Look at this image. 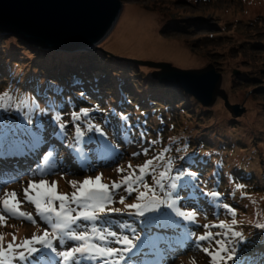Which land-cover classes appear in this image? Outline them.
<instances>
[{
    "label": "rangeland",
    "instance_id": "obj_1",
    "mask_svg": "<svg viewBox=\"0 0 264 264\" xmlns=\"http://www.w3.org/2000/svg\"><path fill=\"white\" fill-rule=\"evenodd\" d=\"M123 5L122 15L114 30L119 31L126 16L133 14V11L128 12V7H135L138 10L135 14L142 13L153 17L151 26L155 38L162 42L181 45L193 56V61L180 63L172 56L159 55L157 45L154 47L153 44L151 47L154 49L151 51L129 44L130 47H124L123 42H119L114 49L105 43L107 40L105 39L98 47L93 48L92 52L67 51L43 49L16 35L0 32L2 75L0 94L9 91L19 95L22 85L26 83L43 85L54 77L68 80L71 84L76 74L68 75L70 68L68 64L74 61L81 62L83 67L88 68L78 71L84 77L77 80H86L91 73V80L98 79L99 85L105 89L104 95L108 98L115 97L117 90L122 86L129 88L135 98L136 96L141 99L148 98L146 103L149 106L161 107V111L175 121L176 129L169 135L176 137V143L186 142L188 152H196L198 160L203 156H212L218 159V162L225 160L228 171H235L241 179L251 178L250 183L236 179L232 181L231 188L236 194L234 202L240 217L229 213L215 221L205 219L202 222L200 219V225L194 229L195 236L179 246V250L184 251L181 252L183 257L172 260L173 264H211L209 257L201 248L209 247L212 250L215 245L200 242L201 248H198L195 243L196 237L206 231L203 225H209L207 231H211V228H217L211 227L212 225H218L221 221L231 225L234 218L237 220V225L233 226L234 230L242 231L246 237L249 233L254 237L252 233H258L254 227L255 223L264 222V0H124ZM125 33L128 35L127 31ZM121 59L167 63L183 70H201L211 64L215 65L223 75L222 89L226 92L230 104L237 105L243 110L241 116L236 117L228 111L222 99H219L212 108L203 107L187 93L166 86L155 79L154 68L129 64ZM236 71L239 75L234 74ZM12 81L17 84H12ZM57 84L62 86L61 83ZM111 125L117 129L114 124ZM46 127L53 129L49 124ZM66 131L68 140H71L74 129L68 127ZM112 138L116 141L115 146H118L117 152L122 155L114 153L103 166L97 163L95 171H88L78 162L69 163L71 158L63 144L61 146L60 142L50 144L51 137H47V143L57 148L58 159L64 161L62 167L64 174L61 175L60 171L42 177L27 174L28 170L35 168L39 162L38 153L32 158L31 168L27 170L28 166L17 168L18 172L23 169L25 174L18 181L9 182L0 190V200L5 198L6 193L14 190L23 199V189L27 187L30 179L56 181L57 191L69 195L74 191L70 181L82 182L88 176L102 174V182L111 185L113 181L120 182L123 176L132 174V170L138 169L145 161L153 159L154 154L150 153V146L139 140L137 135L134 138L128 135L132 143L127 144L116 139L115 131ZM144 148L149 149L147 155H132L137 152L143 153ZM46 149L47 147L42 152ZM175 153L173 146L167 153L169 159L174 161V166L178 160ZM118 168H123L124 171L118 172ZM162 170L163 167L158 168L157 174ZM13 174L12 171L4 170L0 180H8ZM146 182L150 185L153 183L151 177H148ZM237 185L241 187L237 188ZM119 195L126 193L121 191L116 196L117 201ZM133 202H136L135 193L133 198L126 200V203ZM112 206L123 208L119 203ZM21 210L31 213L36 223L16 218L0 221V235L4 237L5 246L12 241L13 234L19 242L33 234H42L48 228L36 216L32 205L24 203ZM182 210H191L188 200L183 202ZM199 217L197 210V221L193 225H197ZM116 218L129 219L127 216ZM48 230L50 231V228ZM211 232L223 233L224 229Z\"/></svg>",
    "mask_w": 264,
    "mask_h": 264
},
{
    "label": "snow or ice",
    "instance_id": "obj_2",
    "mask_svg": "<svg viewBox=\"0 0 264 264\" xmlns=\"http://www.w3.org/2000/svg\"><path fill=\"white\" fill-rule=\"evenodd\" d=\"M93 79L96 81L94 87L98 88V79ZM78 85L81 81L74 80L71 86ZM21 89L19 95L9 91L0 94V162L12 161L18 167L21 160L39 153V162L27 174L42 177L60 171L63 175L64 161L58 159L57 148L49 145L41 152L47 143L45 117L54 129L50 137L63 143L71 158L69 163L78 162L84 170L95 171V165L103 166L112 154L122 155L104 131L103 126H111V118L104 116L101 124L95 123L93 115L110 111L115 117V110L102 109L97 104L71 111L74 131L68 140L66 129L69 122L61 113L65 105L74 108L75 101L65 96L63 86L48 81L43 85L26 83ZM77 99L85 101L83 90ZM40 100H43V106ZM119 120L122 127L115 130L116 139L132 143L128 139V133L132 131L128 125L129 117L120 115ZM144 136L145 133L141 132L140 139L143 140ZM148 151L144 148L143 153L132 155H147ZM168 151L164 150L165 153ZM180 159L183 166L174 167L172 159L164 162L162 153L111 185L102 182V174L88 176L82 182L72 180L70 185L74 191L70 195L59 193L56 181L30 179L23 189V199L14 190L0 200V221L16 218L35 224V217L21 210L27 203L34 207L36 216L50 231L46 228L42 234H33L19 242L13 234L12 241L6 246L4 237L0 235V264H173V249H177L176 255L183 254L179 246L195 236L189 229L197 221V209L193 204L192 210H182L181 204L186 197L188 203H193V192L205 198L220 199L217 191L207 192L200 188L197 153L192 152ZM154 161L162 162L163 170L158 174ZM117 171L123 172L124 169L118 168ZM12 172L14 175L8 180H0V190L25 174L15 168ZM148 177L152 179L151 185L146 182ZM239 187L241 185H237ZM121 191L126 195H119L117 201L116 196ZM134 193L136 202L126 203ZM115 203L123 205V208L113 207ZM222 207L235 215L231 206L224 204ZM123 216L129 219L116 218ZM235 225L237 220L234 218L231 225L224 221L212 225L224 229L223 233L215 234L207 231L209 225H203L206 231L196 237L197 247L201 248L200 242L215 245L212 250L201 248L211 264H227L229 261L232 264H264V222L255 223L258 233L253 239L242 231L234 230Z\"/></svg>",
    "mask_w": 264,
    "mask_h": 264
},
{
    "label": "water",
    "instance_id": "obj_3",
    "mask_svg": "<svg viewBox=\"0 0 264 264\" xmlns=\"http://www.w3.org/2000/svg\"><path fill=\"white\" fill-rule=\"evenodd\" d=\"M124 0H0V32L16 35L43 49L92 52L114 30ZM129 64L154 68L153 77L166 86L192 96L212 108L219 99L234 116L242 109L230 104L222 89L223 75L215 65L183 70L167 63L121 59ZM239 75V72H235Z\"/></svg>",
    "mask_w": 264,
    "mask_h": 264
},
{
    "label": "trees",
    "instance_id": "obj_4",
    "mask_svg": "<svg viewBox=\"0 0 264 264\" xmlns=\"http://www.w3.org/2000/svg\"><path fill=\"white\" fill-rule=\"evenodd\" d=\"M183 31V29H182ZM166 41V40H165ZM108 53V52H106ZM87 60V59H86ZM79 64H81V62H70L68 64V66H70V68L68 69V75H74L73 77L75 78V80H77V78L81 77L83 78V74L82 73H78L79 70H84L81 66H78ZM82 65V64H81ZM216 67V66H215ZM97 70L95 69L94 72H96ZM219 72V71H218ZM89 78L90 80H88L89 78H87L86 81H81V85H78L76 87H72L71 85L73 84V81H71V84L67 83L65 79L61 78H53L51 81L55 82V83H61L63 88H64V94L65 96H69L71 97V99L73 101H75V107H71L68 105H65L63 109V112L61 113V115L63 116V119H68L69 122V126H71V129H73L71 120H70V113L71 111L75 110V111H79V108L81 107H91L93 105H99L100 108L102 109H112L115 110V112L117 113V116L112 117L111 116V112H105L103 115L101 114H97V117L95 119V123H101L102 124V120L104 116H108L111 118L112 123L116 124L118 122H120L119 120V116L120 115H126L129 117V121H128V125L129 127H131V125H137L134 118H135V109L138 111L137 113H139V115L141 116L140 118V122L141 119L144 120V123H146V128L147 131H145V136L143 138V142L146 143L147 146H150V153H153L154 156H158L160 154H164V162H166L169 157L167 155L168 152H164L165 149L170 150L171 147L173 146L175 148V156L178 159L175 166L174 167H181L183 166L182 164V160L180 159V157H184L188 154H190L188 152V147L185 146V144H180V143H176V137L169 135L170 132H173V130L176 129V124L175 121H173L172 119H169V116H167L164 112L161 111V107L158 110H155L152 106L148 107L146 101L149 100L148 98H144L141 99L139 97L136 96V98L134 96H132L129 88H127L126 86H122L117 90V95L115 97H106L104 95V88L101 87L100 85L97 87H94L93 82L96 81H92L91 76L92 74L89 73ZM2 77V75L0 74V78ZM1 80V79H0ZM61 80V81H60ZM1 84V83H0ZM12 84H17L16 82L14 83L12 81ZM100 84V83H99ZM112 85V83H110ZM110 87V86H109ZM1 88V86H0ZM76 90H83L86 94V99L84 102H81L79 99H77L79 97V94H74V92ZM87 91V92H86ZM39 96V95H38ZM131 101L133 102V104L131 105ZM137 107V108H136ZM147 114V119L142 118L144 115ZM93 115H95V113H93ZM137 117V116H136ZM103 126V125H102ZM135 126H132L131 128H134ZM104 127V131L107 132L108 137L112 140L113 144L116 145V142L113 140V135H112V131L110 129V127L108 128V126H103ZM138 131L131 132L133 133L132 136H134L135 134L137 136L140 137V127L137 126ZM149 142H153V143H149ZM173 144V145H172ZM190 144V143H187ZM204 145V147L206 146L204 143H201V145ZM118 147V146H116ZM118 149V148H117ZM129 152V151H127ZM202 158L205 159L204 163H199L198 167H197V171L201 177V186H207L210 183L213 182V184L210 186L209 189H207V192H211V191H217L220 194V202L221 203H225L223 202V200H226V202L228 204H232V200L235 199V196L232 195V190H231V186H232V182H231V178H237L240 181L246 180L250 183L251 178L245 177V178H240L236 175L235 171H228L226 168V163L225 160L224 161H219L218 159H214L212 156H203ZM167 159V160H166ZM154 165L157 166V170L158 168L162 167V162L161 161H154ZM211 170V171H210ZM217 178V179H216ZM236 179V180H237ZM253 181V180H252ZM192 194H197L195 192L191 193ZM182 195H185L184 193H182ZM198 195V194H197ZM133 198V197H132ZM187 198V197H186ZM193 203H189L190 206H193V204L195 205L196 209H198L199 213H200V217L198 218V220H202L203 218H201V215L206 213L205 211H208L209 208V202L207 199L210 198H205L202 196L196 197V198H192ZM196 199V200H194ZM188 200V199H187ZM183 204V203H182ZM181 204V207H182ZM226 204V203H225ZM224 210H220V216H222V214ZM209 218L212 219L213 217L211 215H209ZM217 219V218H214ZM191 229V228H190ZM189 229V230H190ZM217 229V228H215ZM257 247H259L257 245ZM255 251V249L253 250Z\"/></svg>",
    "mask_w": 264,
    "mask_h": 264
},
{
    "label": "bare ground",
    "instance_id": "obj_5",
    "mask_svg": "<svg viewBox=\"0 0 264 264\" xmlns=\"http://www.w3.org/2000/svg\"><path fill=\"white\" fill-rule=\"evenodd\" d=\"M128 12L133 11V14L127 15L124 24L120 30H114L107 38L105 43L116 49V45L119 42H123L124 47L137 46L142 50L151 51L157 45L160 52L159 55L172 56L180 63L192 62L193 56L189 54L181 45L177 43L162 42L154 37L152 33V20L153 17L145 16L142 13H136L138 11L135 7H128ZM127 22V25H126ZM128 35L125 33L124 28ZM129 29V30H128ZM126 34V35H125ZM153 40V41H152ZM129 44V45H128ZM153 46L151 47V45Z\"/></svg>",
    "mask_w": 264,
    "mask_h": 264
},
{
    "label": "clouds",
    "instance_id": "obj_6",
    "mask_svg": "<svg viewBox=\"0 0 264 264\" xmlns=\"http://www.w3.org/2000/svg\"><path fill=\"white\" fill-rule=\"evenodd\" d=\"M106 54H108V53H106ZM67 155H68V152H67ZM64 156H66V155H64ZM205 162V161H204ZM232 180H231V182L233 181V179H237V178H231ZM238 180V179H237ZM240 181V180H239ZM246 180H243V181H240V182H245ZM213 184V182L212 183H210L209 185H207V186H201V185H199L200 186V188L203 190V191H207V188H210V186ZM231 190H232V188H231ZM233 196H235V199H236V194H232ZM235 199H233L232 201V204H228L227 202H226V200H225V203L227 204V205H229V206H231V208L232 209H234V210H236L237 212H239V210H238V208H237V205L235 204V202H234V200ZM239 214H240V212H239ZM251 232H253V231H251ZM253 234V236L254 237H252V235L249 233V235H248V238L249 239H253V238H255V236H256V234H257V232H253L252 233ZM259 246V245H258ZM182 257H179L178 258V260L179 259H181ZM229 264H232V262H230L229 261Z\"/></svg>",
    "mask_w": 264,
    "mask_h": 264
}]
</instances>
